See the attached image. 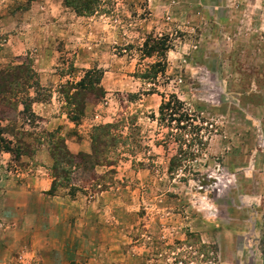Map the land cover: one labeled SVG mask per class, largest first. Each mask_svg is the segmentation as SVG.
Returning a JSON list of instances; mask_svg holds the SVG:
<instances>
[{"label": "rangeland", "instance_id": "rangeland-1", "mask_svg": "<svg viewBox=\"0 0 264 264\" xmlns=\"http://www.w3.org/2000/svg\"><path fill=\"white\" fill-rule=\"evenodd\" d=\"M95 5L92 14L77 15L63 0H0L11 16L8 31L0 28V67L30 64L41 87L36 97L53 98L59 113L81 124L89 149L93 126L116 125L120 141L99 165L85 157L68 168V179H56L55 190L67 195L70 185L79 187L71 199L98 197L85 208L99 225L114 226V252L100 263L264 264V0ZM6 34L13 37L4 45ZM147 35L170 44L154 79L137 76L156 60L139 51ZM35 53L45 66L43 83ZM97 72L104 95L87 93L77 116L68 91ZM171 93L191 113L178 125L157 120L161 96ZM13 116L3 120L46 131L36 115ZM14 126H5V135ZM178 145L191 156L168 167ZM76 259L72 264H85Z\"/></svg>", "mask_w": 264, "mask_h": 264}, {"label": "crops", "instance_id": "crops-1", "mask_svg": "<svg viewBox=\"0 0 264 264\" xmlns=\"http://www.w3.org/2000/svg\"><path fill=\"white\" fill-rule=\"evenodd\" d=\"M9 18L11 16L4 8L0 10V28L5 32L8 31L5 28L10 24ZM10 36L6 34L4 45L10 42L13 37ZM20 44L28 46L26 41ZM40 56V53H35L33 58L40 83H43L41 76L45 66L38 63ZM30 107L42 130L60 128L64 143L72 154L90 152L88 137L80 134L81 124H75L59 113L53 98L48 102H32ZM17 120L19 124L20 120ZM23 122L21 119V124ZM0 124L5 127L16 123L15 120H1ZM19 127L14 126L13 130L25 129ZM5 136L13 141L12 132ZM23 139L27 142L33 140L28 135ZM50 165L51 158L43 144L31 157L21 155L16 163L12 162L8 152L0 153V264H72L74 255L78 263L81 258L86 259L85 264H101L102 260H110L115 245L109 242L108 237L114 232V226L108 223L99 225L95 222L96 215L88 213V208H85L87 203L98 202L99 198L84 200L75 196L71 199L59 189L49 193ZM119 223H122L121 219ZM105 234L107 238L100 242L98 236Z\"/></svg>", "mask_w": 264, "mask_h": 264}, {"label": "trees", "instance_id": "trees-1", "mask_svg": "<svg viewBox=\"0 0 264 264\" xmlns=\"http://www.w3.org/2000/svg\"><path fill=\"white\" fill-rule=\"evenodd\" d=\"M63 2L65 6L70 7L77 15H89L95 11V0H63ZM169 48L170 44L166 41V38L160 36L152 39L150 35H147L139 51L144 57L156 56V60L148 65L145 72L137 73V76L143 79H154L158 73L161 74L163 72V60ZM85 73H88V71ZM97 73L94 80L84 79L85 77L81 78L74 83V91H71V93L68 91L69 96L67 98L73 102L77 116L83 111L84 98H87V93L93 94L94 98H100L104 95V90L99 84L100 73ZM39 88L41 87L37 81L36 73L30 64L20 62L0 67V106L9 111H13L15 117L26 115L27 117L35 118L30 105L32 102L41 101V98L36 97V93L40 90ZM30 89H33L34 95L32 96L29 92ZM19 105L21 109L18 108ZM2 112L4 110L0 109V121L4 118H12L13 116H4ZM157 114L158 122L175 121L177 125L189 119L191 115L190 112L188 113L186 111L183 101L173 93L169 94L167 98L161 96L160 103L157 107ZM69 118L70 120L75 119L71 115ZM115 130H117L116 125L110 123L93 126L90 135V155H87L81 153L72 154L67 149L63 136L58 133V129L54 131H40L38 133L13 130V141H11L5 137L4 126L0 124V153L8 152L12 162H18L21 155L31 157L40 145L43 144L46 146L51 158V185L48 191L49 193H53L57 185L56 179H68V168L82 163L85 157H94L97 161H94L93 164L99 165L98 161L101 155L109 147H114L120 141V135ZM25 135L31 136L33 138L32 142L25 141L23 139ZM179 147L180 145H178ZM178 151L177 157L172 156L169 159L168 167H176L180 164L181 158L186 159L191 156L190 153L181 152L180 148ZM102 160L105 163L106 159L104 158ZM106 163V165L111 164L109 161ZM72 186L70 185L68 191L70 197H73L74 192L79 189L74 184Z\"/></svg>", "mask_w": 264, "mask_h": 264}]
</instances>
